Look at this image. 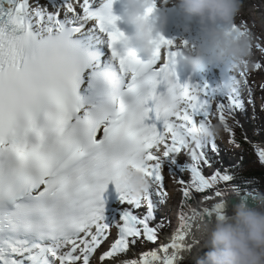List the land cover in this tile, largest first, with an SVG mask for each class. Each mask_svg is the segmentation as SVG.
Here are the masks:
<instances>
[{"label":"snow or ice","instance_id":"snow-or-ice-1","mask_svg":"<svg viewBox=\"0 0 264 264\" xmlns=\"http://www.w3.org/2000/svg\"><path fill=\"white\" fill-rule=\"evenodd\" d=\"M95 3L51 0L50 11L29 0H0V264H93L113 227L117 237L98 264L115 260L138 241L157 242L166 227L163 220L154 221L168 196L163 162L170 154L195 153L185 169L190 179L177 181L185 201L193 192L214 190L205 197L213 199L227 189L240 190L229 170L204 172L216 163L209 152L219 151L217 138L196 142L192 136L215 117L237 143L227 114L243 108L244 88L251 102L249 77L253 69H264V61L252 59L250 67L232 70L216 88L181 84L177 77L169 82L174 41L158 34L147 60L134 50H117L124 35L117 25L121 17L113 13V0H103L99 9ZM155 9L153 2L145 15ZM238 26L252 32L246 22ZM105 34L111 42L108 59L102 51ZM253 37L254 48L264 53V37ZM162 83L165 92L158 90ZM158 97H167L170 105L162 106ZM176 103L181 110L174 109ZM257 152L264 162V147ZM129 164L154 181L143 197L132 196L120 181ZM110 182L133 208L146 205L145 214L125 210L120 220L107 222L103 193ZM222 206L220 199L200 209L219 213ZM190 218L181 211L168 242L116 264H175L195 246L186 242Z\"/></svg>","mask_w":264,"mask_h":264},{"label":"clouds","instance_id":"clouds-1","mask_svg":"<svg viewBox=\"0 0 264 264\" xmlns=\"http://www.w3.org/2000/svg\"><path fill=\"white\" fill-rule=\"evenodd\" d=\"M156 0H126L127 20L135 26L134 36L124 35L117 42L129 45L138 41L143 51L149 56L155 53L153 40L168 23L166 12L146 16L145 8ZM169 0H163L168 4ZM179 8L191 18L196 17L200 23L201 39L195 43H185L180 40L184 52L180 60L174 58V63L183 62L198 70L202 64H227L240 72L243 67L251 66L253 57L254 37L251 31H242L238 26L237 17L243 7V0H177ZM189 30V26H185ZM121 48L117 47V50ZM123 49L132 50L131 47ZM176 77L175 71L169 76V82ZM162 106H169L167 97H158ZM174 109L181 110V104L176 103ZM225 131L222 122L211 119L205 127H197L193 131V141L221 136ZM190 155L195 154L189 153ZM120 181L126 185L132 196L143 197L153 186L154 181L143 170L129 164L121 173ZM239 194V193H237ZM251 194V193H250ZM257 207H249L241 202L235 206L232 216H221L214 224L204 215L193 211L190 223L185 225V231L195 242L196 264H264V192H256ZM195 228V232L193 231ZM211 246L203 256L200 249ZM193 248H186L190 253Z\"/></svg>","mask_w":264,"mask_h":264},{"label":"rangeland","instance_id":"rangeland-1","mask_svg":"<svg viewBox=\"0 0 264 264\" xmlns=\"http://www.w3.org/2000/svg\"><path fill=\"white\" fill-rule=\"evenodd\" d=\"M242 22H246L247 26L252 30V32L257 37H264V0H243V7L240 11V14L237 17V23L240 24ZM252 59H253V61H264V53H262L260 50H258L256 48H254ZM249 80L253 81V83H252L253 85H251V88L253 91H255V92L257 91L256 97H257V100H258L259 106H260L259 107L258 104L256 103V100H254L253 106L251 104L249 105V110L252 114H254V110L257 107L260 110H262V112L264 114V69H253L252 74L249 77ZM263 118H264V115H263ZM212 119H213V122H218V120L215 117H213ZM231 120H233V119H230L229 121H231ZM232 123H234V122H232ZM258 125H259V128L261 130H263V132L260 130L261 133L258 135V138H255V139H257V142L259 144H263L260 141H262V142L264 141V120L262 123H258ZM235 135H236V133H235ZM220 139L223 141V142H221L222 143L221 147L224 149H230L231 150V157H228V159L229 158L234 159V157L240 158V154H239L240 152H241V155L242 154L243 155L248 154L249 156H251L250 149H248L249 150V152H248L247 149L243 150L241 147H238L236 145H233V143H231L232 136L230 135L229 132L224 131L222 133ZM255 163L256 162L253 160L250 161V164H252L253 167L255 166ZM173 174H175V173H173ZM173 174H171V176L173 178H175L176 176H173ZM171 181H172V183H174L173 180H171ZM174 185H175V183H174ZM173 190H177V188L173 187Z\"/></svg>","mask_w":264,"mask_h":264},{"label":"bare ground","instance_id":"bare-ground-1","mask_svg":"<svg viewBox=\"0 0 264 264\" xmlns=\"http://www.w3.org/2000/svg\"><path fill=\"white\" fill-rule=\"evenodd\" d=\"M168 4H170L171 6L175 7V13L177 14V17H178V21H179V24L185 29V26H189V28H191L193 26V23L189 22L186 18H185V14L183 13V11L179 8L178 6V3H176V0H169ZM191 18H194V17H191ZM199 36L201 37V31H200V28L199 30H197ZM229 67V65L227 64H219V67L215 70L216 72L219 71V70H223L225 72L226 68ZM216 74V73H215ZM214 73H211L210 72V79H208V83L210 82L211 78L215 75ZM203 78L206 80L207 79V76L203 75ZM172 155V154H170ZM166 161V159L164 158V162ZM164 167V165H163ZM165 170V167L163 168V171ZM165 179L168 178V174H163ZM176 191V190H175ZM168 195L167 198L165 199V202L166 203H169V202H173V195H175L176 197H180L179 194L177 195L176 193H173L172 190H168ZM164 205L162 204L161 207H163ZM199 210L200 208H198L197 206L194 207V208H191V209H188L186 211H183L184 213H188V214H192L193 210ZM161 210V208H160ZM166 210V209H164ZM200 211L202 212V209H200ZM181 214V210L179 211V216ZM220 217V214H216L214 215V217H212L210 220L208 219L209 222H215L218 218ZM181 223V220H180V217H179V223L178 225L170 232H168V234L165 235L164 239L162 242H160V244L162 245L163 243H166L170 240V238L172 237V235L176 232V229L179 227ZM213 224V223H212ZM193 231L195 232V228H193ZM112 233L114 232V229H112L111 231ZM187 243H191V236L188 235V238H187ZM159 245V246H161ZM196 245L193 247V250L192 252L188 253L186 252L185 250L180 254L179 258L176 260L175 264H196V260L194 259V256L196 255ZM209 246H206V247H203L202 249H200L199 251V255L203 256L205 255L208 251H209ZM151 249H154V248H150L148 250H151ZM145 250V249H144ZM143 250V252H144ZM140 255H132V256H129L127 258H124V259H121V260H127V259H138L140 258ZM108 264H116V263H112V262H108Z\"/></svg>","mask_w":264,"mask_h":264},{"label":"trees","instance_id":"trees-1","mask_svg":"<svg viewBox=\"0 0 264 264\" xmlns=\"http://www.w3.org/2000/svg\"><path fill=\"white\" fill-rule=\"evenodd\" d=\"M234 126V125H233ZM239 142L243 145V146H247L246 143L243 141L242 139V136H237ZM252 155L254 154V152L251 153ZM245 155V154H244ZM245 157H247L245 155ZM244 158L242 157L241 160H240V163L242 164L241 167H244L245 163H247L245 160H243ZM257 159V158H256ZM258 160V159H257ZM260 163V164H259ZM259 163H255V166L252 167V170L250 169V172H251V175H245L244 174H240L241 172L239 170H237V168H232V173H234V175L236 176V179L239 181V183L241 185L242 184V181L245 182L246 180V177L248 176L249 179L250 178H253L254 180H256V182L259 183V187H264V165L259 161ZM245 180H244V179ZM253 179H250V180H253ZM247 181V180H246ZM247 186H255L257 187L258 185L253 183V182H248L245 183Z\"/></svg>","mask_w":264,"mask_h":264},{"label":"water","instance_id":"water-1","mask_svg":"<svg viewBox=\"0 0 264 264\" xmlns=\"http://www.w3.org/2000/svg\"><path fill=\"white\" fill-rule=\"evenodd\" d=\"M255 194L252 195H244L238 198H232V199H227L225 201H222V208L219 211V213H214L216 214H220L221 216H232L234 214V209L235 206L241 202L246 203L249 207H256L258 206V201L254 198ZM221 212V213H220ZM214 223V221L212 222Z\"/></svg>","mask_w":264,"mask_h":264}]
</instances>
